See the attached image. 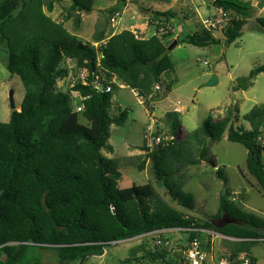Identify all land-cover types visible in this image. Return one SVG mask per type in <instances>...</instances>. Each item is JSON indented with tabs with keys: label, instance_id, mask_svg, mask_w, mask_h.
Masks as SVG:
<instances>
[{
	"label": "trees",
	"instance_id": "trees-1",
	"mask_svg": "<svg viewBox=\"0 0 264 264\" xmlns=\"http://www.w3.org/2000/svg\"><path fill=\"white\" fill-rule=\"evenodd\" d=\"M95 1L0 0V49L6 54L0 57L1 62L24 87L19 111H12L10 120L0 123V264H43L40 253L46 251L56 254L58 264H87L91 258L103 256L114 242L168 230L186 233L187 243L196 239L202 249V230L241 240L225 257L235 262L250 245L264 240V217L237 206L228 192L220 198L217 212L199 221L165 204L151 184L119 189L116 162L102 151H112L108 146L110 127L122 126L127 111L112 116L111 93L76 86L86 98L83 111L77 114L69 92L57 88L70 59L78 67L116 78L148 106L157 96L161 78L173 73L167 43L171 42L168 25L176 16L174 11L150 12L149 26H154L155 34L147 39H135L131 31L123 30L110 35L98 48L92 44L105 40L102 32L93 36L92 43H84L69 33L63 22L52 21L43 11L44 5L50 12L55 3H64V21L75 17L77 23L81 13L92 11ZM106 1L115 2L110 15L136 0ZM209 5L230 14L221 39L200 29L182 32L172 41L207 48L222 42L229 46L240 38L252 8L239 0L208 1ZM255 22L263 32L264 18ZM259 74L264 77V63L253 68L237 89L250 87ZM174 83L170 80L166 90ZM254 109L246 120L253 118V122L256 113H264V105ZM235 114L237 107L221 119L208 117L177 145L144 154L139 169L150 163L151 175L167 196L193 211L195 198L182 190L178 176L199 159L190 152V158L183 161L180 146L202 139L196 149L199 152L205 142H219L226 134L228 142L246 150L247 172L264 193V136L258 127L245 130L232 125ZM79 116L87 125L78 121ZM163 123L169 133L180 131L174 112H167ZM209 164L217 168L215 159ZM215 172L226 184L223 172L218 168ZM155 242L153 249L140 243L118 264H184V257L178 261L174 251H169L166 239L158 236Z\"/></svg>",
	"mask_w": 264,
	"mask_h": 264
},
{
	"label": "rangeland",
	"instance_id": "rangeland-1",
	"mask_svg": "<svg viewBox=\"0 0 264 264\" xmlns=\"http://www.w3.org/2000/svg\"><path fill=\"white\" fill-rule=\"evenodd\" d=\"M153 0H136L130 3L131 9L139 6L153 5ZM184 7L179 10L175 8V18L168 25L171 31V42L167 43V48L179 37L182 32L194 30L193 24H198V29L203 28L201 21L214 13V8L206 7L201 1L183 0ZM252 8V16L247 24L242 28L241 37L229 46L222 42L207 48H197L187 44L175 45L168 51L169 58L173 64V73L161 78L157 86V96L149 102L152 110L148 108L144 99L136 96L128 87L114 80L111 92L112 116H117L120 111H127V118L122 126L112 125L110 127V138L108 146L112 151L103 150V154L116 162L120 178L117 181L119 189L129 188L132 185L151 184L157 195L169 207L182 213L186 217L204 221L207 217L217 212L222 189H225V196L228 192L230 199L237 206L247 212L264 217V193L257 187L255 180L246 169V150L239 144L226 140V134L219 142H206V154L204 161H199L195 165L188 166L178 176L182 190L190 193L195 198V208L189 211L178 206L165 193V190L156 183L150 171V163L146 162L144 170L139 169L143 160L141 147L143 145V133L147 126L151 125L152 119L159 121L163 125V116L166 112L173 110L179 102L181 114H176L179 122L180 138L183 140L187 135L198 129L202 122L208 117L214 120L223 118L228 110L238 109L237 117L232 125L250 130L258 127L264 136V113H256L251 120H246L251 111L264 105V77L257 75L250 87L237 89L238 83L247 78L249 72L264 63V32L258 31L255 18L264 17V0H239ZM115 2L106 0H96L93 3L90 13H81L79 21L75 23L74 18L64 21V8L66 4L53 5V9L48 12L45 5L44 13L52 21L61 23L71 34L84 43H92L93 36L99 32L112 34L122 28L131 27V23L125 24V16H122L121 23L116 29H112L109 24L108 11L114 7ZM46 4V1L44 2ZM190 8V10H189ZM139 12H146L144 8H138ZM188 12V18L181 12ZM150 21V20H149ZM65 24V25H64ZM142 24V22H140ZM150 25V24H148ZM193 27V28H192ZM182 29V30H181ZM221 31H212L213 35L222 38ZM155 34L154 26H149L148 30L140 36L147 39ZM176 36V37H175ZM1 47V45H0ZM6 56L5 51L0 49V57ZM213 67V69H212ZM214 74L218 80L212 87L202 86L209 77ZM170 80L175 81L171 89L166 90ZM13 93L15 105L14 111H19L24 96V87L16 75L10 74L3 66L0 58V123H7L10 120L12 110L9 107V93ZM254 109V110H255ZM150 113L154 117L150 116ZM78 121L82 125H87V121L79 116ZM254 123V125L252 124ZM200 140V141H199ZM195 141H185L180 146V157L183 161L190 158V152H194V158L198 159L199 148L202 139ZM198 144H196V142ZM216 161L217 168L223 172L226 184L216 177V169L209 160ZM166 239L169 242V251H174L175 258L184 257L187 246V234L178 230H169L161 233H152L144 237H136L108 247L101 257L91 258L87 264H118L119 261L128 257L130 249L140 243H146L150 249L156 244L157 237ZM241 240L227 239L214 232L204 233L201 243L207 255L205 264H218V261L229 255L230 251ZM259 264H264V240H259L250 245L248 252ZM43 264H58L57 256L53 251L40 253ZM149 264L146 261L141 264Z\"/></svg>",
	"mask_w": 264,
	"mask_h": 264
},
{
	"label": "built area",
	"instance_id": "built-area-1",
	"mask_svg": "<svg viewBox=\"0 0 264 264\" xmlns=\"http://www.w3.org/2000/svg\"><path fill=\"white\" fill-rule=\"evenodd\" d=\"M133 1V0H129ZM153 1H166V0H153ZM208 1L214 0H206ZM210 7V5H209ZM215 12L210 14L205 20L202 21V26L208 31H222L229 23L231 17L229 13L224 12L220 8H215ZM121 20V12L115 11L109 16V24L112 29H116ZM135 39H143L140 33L135 30H131ZM106 40L100 43H93L95 48L100 47L106 43ZM67 74L64 78L57 81V88H61L69 92L72 100L74 101V112L80 114L83 111V101L86 99L83 97L78 90H75L76 86L87 87L97 93H111L112 86L114 85V80L116 78H108L100 72L89 71L87 68L78 67L73 60L67 59ZM135 93V92H134ZM136 94V93H135ZM137 96V94H136ZM150 107V108H149ZM152 110V106H148ZM172 112L176 114H181V107L179 102L174 106ZM150 116L153 115L150 113ZM158 121V120H157ZM160 122L152 119L151 125L147 126L143 133V151L142 154L151 153L152 151L158 149L159 147H167L177 145L180 141L179 134L176 135L169 133L166 129L160 126ZM260 142L263 143L261 138H258ZM233 201V200H232ZM201 233H208V231H201ZM230 239V238H227ZM120 242H114L115 245ZM207 255L200 246L198 240H192L188 242L185 252H184V264H205ZM218 264H259L254 258L250 257L247 253L243 252L238 255L235 262H231L226 258H222L218 261Z\"/></svg>",
	"mask_w": 264,
	"mask_h": 264
},
{
	"label": "crops",
	"instance_id": "crops-1",
	"mask_svg": "<svg viewBox=\"0 0 264 264\" xmlns=\"http://www.w3.org/2000/svg\"><path fill=\"white\" fill-rule=\"evenodd\" d=\"M189 1H191V3H193V1H195V0H189ZM196 1H201L202 3H204V5L206 7H208L207 4H206V2H207L206 0H196ZM152 2H153V5H148V6H144L143 5V6L137 7L136 9H131L129 7L130 3L128 2V4L122 10H120L121 18H122V16H125V20H126L125 24L126 23H130V22H134V21H135V23H131L130 24L131 27H129V28H125L124 27L121 30H119L117 32H114V33L112 32V34H109V35L107 33L103 32L104 37H106L105 40L108 39V37L110 35L117 34V33L121 32L123 30H129V31L135 30L136 32L140 33V35H141V34L145 33L148 30V28H149L148 24H149V20H150V12L151 11L166 12V11H169V10L170 11H174L175 8H178L179 10H181V8L184 7V3H183L184 1L183 0H166V1H152ZM113 5H115V3H113L111 6H113ZM138 8H141V9L144 8L146 12H142V11L139 12ZM263 9H264V6L260 10V12L263 11ZM189 10H190V8H189ZM181 13L183 14V16L188 18V12L184 11V12H181ZM257 18H264V17H257ZM257 18H255V19H257ZM140 22H142V24H140ZM120 23H121V20H120ZM200 24H202V21H201ZM192 26L194 27V30H190V31H198V30L201 29V25H200V28L198 29V24H196V23L193 24ZM186 32H189V31H186ZM216 33H221V32H216ZM214 37L218 38L216 36H214ZM143 39H145V38H143ZM159 121H161V119H159L158 122ZM245 130H247V129H245Z\"/></svg>",
	"mask_w": 264,
	"mask_h": 264
},
{
	"label": "water",
	"instance_id": "water-1",
	"mask_svg": "<svg viewBox=\"0 0 264 264\" xmlns=\"http://www.w3.org/2000/svg\"><path fill=\"white\" fill-rule=\"evenodd\" d=\"M176 41H173L172 45L170 47L167 48L168 51H170L175 45H176ZM213 69V67H212ZM218 82L216 76L214 74H212L209 79L207 80L206 83H204L202 86L204 87H212L214 85H216ZM156 93H157V89H156ZM9 107L12 111H14L15 109V105H14V101H13V93L12 91L9 93ZM205 154H206V142L202 145L200 153H199V161H204L205 158ZM225 196V189H222V193L220 195V198H224Z\"/></svg>",
	"mask_w": 264,
	"mask_h": 264
}]
</instances>
